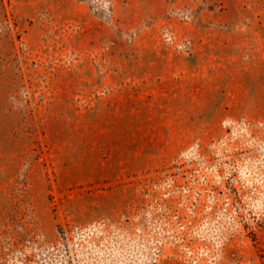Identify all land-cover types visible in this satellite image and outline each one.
I'll return each instance as SVG.
<instances>
[{"label": "rangeland", "instance_id": "rangeland-1", "mask_svg": "<svg viewBox=\"0 0 264 264\" xmlns=\"http://www.w3.org/2000/svg\"><path fill=\"white\" fill-rule=\"evenodd\" d=\"M0 264H264V0H0Z\"/></svg>", "mask_w": 264, "mask_h": 264}]
</instances>
